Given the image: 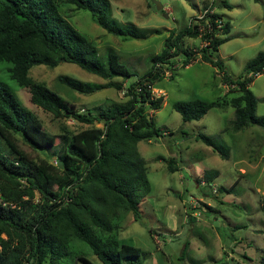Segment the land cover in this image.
Wrapping results in <instances>:
<instances>
[{
  "label": "trees",
  "instance_id": "16d2710c",
  "mask_svg": "<svg viewBox=\"0 0 264 264\" xmlns=\"http://www.w3.org/2000/svg\"><path fill=\"white\" fill-rule=\"evenodd\" d=\"M219 2L230 6L225 0ZM67 4L89 11L99 26L123 39H144L158 32L130 22L118 23L109 15V0H0V63L6 64L9 78L19 88H29L34 105L55 117H71L89 125L74 133L56 135L58 148L49 159H30L18 148L14 135L42 151L49 136L39 126L38 117L0 80V141L15 155L4 153L0 142V264H51L68 254L65 248L73 239L79 241L80 247L70 250V254L81 264H95L79 254L86 250L102 264H127L125 260L131 261L140 254L138 247L119 240L118 228L125 212L139 216V197L150 190L145 160L137 144L164 134L145 109L154 111L161 106L163 97L152 98L148 86L153 85L163 73V64L174 55H184L183 66L199 55V60L216 68L215 73L224 85L235 88L228 91L236 92L228 98L227 91L225 97L213 101H175L172 106L184 122L199 120L208 110L229 105L234 109L233 132L249 125L264 128V116L256 114L259 99L249 89L253 78L264 72V52L259 51L240 76L228 75L213 54L227 39L218 34L229 31V23L216 11L210 20L202 18L185 28L171 29L162 51L152 55L150 70L125 85L112 80L132 74L120 62L116 50L107 47L102 57L95 44L60 12V7ZM215 21H221V28ZM184 37H199L204 45L196 51L189 50L183 44ZM62 59L108 80L95 84L60 75L58 81L62 85L82 94H92L104 87L125 88L127 99L94 112L81 113L71 108L62 96L29 75L34 66L53 68ZM195 138L221 158L229 157V149L220 139L202 133ZM159 159L166 161L169 171L178 170L174 158ZM217 174L215 170H205L203 177L209 183ZM260 206L264 213V198ZM130 264L141 263L132 260Z\"/></svg>",
  "mask_w": 264,
  "mask_h": 264
},
{
  "label": "rangeland",
  "instance_id": "374dc122",
  "mask_svg": "<svg viewBox=\"0 0 264 264\" xmlns=\"http://www.w3.org/2000/svg\"><path fill=\"white\" fill-rule=\"evenodd\" d=\"M109 1V15L118 23L130 22L158 32L144 39H123L99 26L87 10L67 4L60 7V12L95 44L102 57L107 47L116 50L120 62L132 73L127 78L112 79L118 83L128 85L147 73L152 55L162 51L169 31L185 28L193 21L199 23L204 9L211 5L222 20L229 23L228 33L218 34L227 39L213 51L228 75L240 76L248 62L259 51L264 52V0H225L229 7L219 0H158L163 7L161 10L154 0ZM183 44L192 51L204 45L199 37H184ZM183 58L181 53L174 55L169 63L163 64V73L153 82L156 89L163 91V102L154 111L146 107L145 113L164 134L137 144L145 160L150 190L139 197L138 217L131 211L123 214L118 238L141 250L138 256L131 258L141 264H261L264 262V213L260 206L264 198V128L249 125L233 132L234 109L229 105L212 108L199 120L184 122L172 106L175 101L219 100L225 97L228 89L235 88L224 87L220 75L215 73L216 68L199 60V55L187 66L182 65ZM5 66L4 62L0 63V80L8 84L22 104L38 117L39 126L49 136L42 151L14 135L18 148L30 159L37 162L49 159L58 148L56 135L74 133L89 126L71 117H55L34 105L29 88H19L9 78ZM29 75L81 113L94 112L127 99L123 93L125 88L104 87L92 94H82L62 85L58 81L60 75L95 84L108 81L65 61L53 68L34 66ZM249 89L259 99L256 114L264 116V72L253 78ZM228 92L229 98L235 95V90ZM200 133L220 139L228 147L229 157L221 158L196 139ZM0 142L4 153L15 156L3 140ZM159 156L174 158L178 170L169 171L166 161ZM52 162L55 164L54 159ZM205 170H215L218 174L206 183ZM52 187L56 189L55 184ZM77 247L80 243L73 239L65 248L68 254L51 264H81L70 254V250ZM79 254L95 264H102L89 250ZM131 261L125 260L127 264Z\"/></svg>",
  "mask_w": 264,
  "mask_h": 264
},
{
  "label": "built area",
  "instance_id": "2783aa9c",
  "mask_svg": "<svg viewBox=\"0 0 264 264\" xmlns=\"http://www.w3.org/2000/svg\"><path fill=\"white\" fill-rule=\"evenodd\" d=\"M213 8H214V10H215V7L214 6H211V7H208V8H206V9H204V12H203V15H202V17H200V19H202V18H205L206 20H210V15L212 14V13H214L215 11L213 10ZM199 21V20H198ZM215 22H217V27H219V28H221V21H215ZM191 23H194V21L193 22H191ZM209 23V22H208ZM166 74H168L167 72H166ZM170 74V73H169ZM170 76V75H169ZM149 88H150V91H151V97L152 98H158V97H163V91L162 90H158V89H156L153 85L151 86H148ZM126 92V90H124V92L123 93H125Z\"/></svg>",
  "mask_w": 264,
  "mask_h": 264
},
{
  "label": "water",
  "instance_id": "95a60500",
  "mask_svg": "<svg viewBox=\"0 0 264 264\" xmlns=\"http://www.w3.org/2000/svg\"><path fill=\"white\" fill-rule=\"evenodd\" d=\"M154 2L156 3V5H157V9H159V10H161L163 7H162V5L160 4V2L158 1V0H154ZM165 16H167V14H165ZM215 59V58H214ZM61 61H63V59L61 60ZM61 164V163H60Z\"/></svg>",
  "mask_w": 264,
  "mask_h": 264
},
{
  "label": "crops",
  "instance_id": "0c3cea01",
  "mask_svg": "<svg viewBox=\"0 0 264 264\" xmlns=\"http://www.w3.org/2000/svg\"><path fill=\"white\" fill-rule=\"evenodd\" d=\"M262 73H263V72H262ZM262 73H260V74H262ZM260 74H258V75H260ZM226 86H227V85H224V87H226ZM227 91H228V90H227ZM227 91H226V92H227ZM234 93H236V92H234ZM228 98H229V97H228Z\"/></svg>",
  "mask_w": 264,
  "mask_h": 264
}]
</instances>
